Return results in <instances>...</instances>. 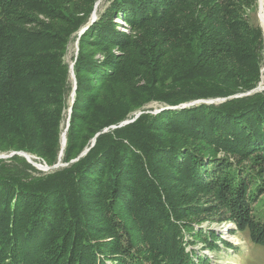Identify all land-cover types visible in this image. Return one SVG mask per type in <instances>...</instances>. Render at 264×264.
I'll use <instances>...</instances> for the list:
<instances>
[{"label": "trees", "instance_id": "obj_1", "mask_svg": "<svg viewBox=\"0 0 264 264\" xmlns=\"http://www.w3.org/2000/svg\"><path fill=\"white\" fill-rule=\"evenodd\" d=\"M96 1L0 0L1 152L57 162L73 89L64 56ZM258 5L113 0L80 37L69 165L36 176L25 156L0 158V264H197L188 243L215 249L218 236L196 231L205 210L171 181L211 193L220 220L264 248V90L246 94L264 66V31L249 20ZM150 100L166 108L120 126Z\"/></svg>", "mask_w": 264, "mask_h": 264}, {"label": "rangeland", "instance_id": "obj_2", "mask_svg": "<svg viewBox=\"0 0 264 264\" xmlns=\"http://www.w3.org/2000/svg\"><path fill=\"white\" fill-rule=\"evenodd\" d=\"M113 0H97L94 6V10L91 14L90 20L85 22L83 25H81L77 31H75L71 35V39L69 41L64 59L65 61L71 65L74 61H76L78 54H79V42L81 35L88 29V27L99 18V15L101 13H104V11L112 4ZM259 3V0H258ZM259 6V5H258ZM249 12V11H248ZM259 9H255L252 14H250L249 20L252 24H260L261 21L259 18ZM44 18L43 16H41ZM115 24H117V28L119 31L127 34H133L132 30L129 27V24L123 20L120 16L114 17ZM262 27V26H261ZM263 29V27H262ZM264 31V29H263ZM79 40V41H78ZM78 41V44H77ZM78 47V50H77ZM95 51L93 54V57L98 60L102 61L106 58L107 54L104 53V51ZM113 55H121L123 54V51L119 48H112L110 51ZM90 75V74H87ZM138 82L140 85H143L145 80L143 78L138 77ZM90 83L94 82V78H88ZM70 82L72 85V88H74V81L71 77L70 73ZM261 89L258 91L264 90V66L262 67V79L260 81ZM94 87V86H92ZM103 90V89H102ZM73 91V89L71 90ZM108 93V91H106ZM111 93H114L113 90ZM249 93V92H248ZM246 93V94H248ZM253 93V92H252ZM251 94V93H250ZM245 95V94H244ZM220 100H216L213 103L218 104L220 103ZM198 104V103H197ZM72 106V92H70L69 99H68V105L67 108L64 110L63 113V119L61 121V133H60V139L62 144V134L64 130H66L67 124L69 122L70 126V119L71 113L69 112L70 108ZM173 108V107H171ZM165 109V105L158 100H150L145 102L141 106V108H137L133 110L128 116L131 117L134 114L136 115L132 119H127L125 121H131L133 122L135 119H137L141 114H151V115H157L162 110ZM124 122V121H123ZM122 122V123H123ZM130 123V122H129ZM128 124V123H126ZM126 124H123L120 126H124ZM113 128L116 127V125L112 126ZM69 129V127H68ZM67 129V132H68ZM109 128H105L104 131ZM108 131V130H107ZM98 132L94 133L89 137L87 140L83 150L80 152V154L73 158L70 163L78 161L82 156L86 155L87 152L96 144ZM95 140V141H94ZM67 145V143H66ZM65 145V147H66ZM64 147V150H65ZM62 151V148H61ZM60 151V154H61ZM13 152H20V151H11V152H1L0 151V158L2 159H9L13 155H11ZM24 152V151H22ZM27 153V152H25ZM18 154V153H16ZM31 156L33 162L35 164H42L44 166H47L46 169H40L37 165L32 163V165L40 171V173H34L36 176H40V174H48L53 171H57L63 167H66L69 165V163L64 162L63 158L65 155V152H63V155L58 157V160L56 163L49 165L43 158H41L38 155H31L30 153H27ZM21 155V154H19ZM221 156H224V153H220ZM25 156V155H23ZM26 157V156H25ZM27 158V157H26ZM59 159H61V165L58 167H53L54 165L59 163ZM28 160V158H27ZM29 161V160H28ZM30 162V161H29ZM169 187H174V190L180 191L183 195L186 196L187 201L188 200H195L199 201L200 204L203 206V210H205L199 217H201V220L194 223V228L196 231L203 230L205 232H215L218 236L216 240V244L218 245L217 248L211 249L206 245V243L202 240L198 241L197 243L190 244L188 243L187 249L188 250H195L196 256L194 257V261L197 264H264V248L256 245L254 242L251 241L249 234L247 232H242L237 229L236 224L229 220H223L221 221L220 218L223 217V214H221L220 210H217V204L211 193H195V191L187 188L181 183H176L175 181L169 182ZM189 198V199H188ZM264 210V204L258 208V211ZM125 213V212H123ZM121 216V215H120ZM122 218L126 221L130 220L129 215H123ZM209 234V233H208ZM211 235V234H210ZM186 238H190L189 234H187ZM204 261V262H203Z\"/></svg>", "mask_w": 264, "mask_h": 264}, {"label": "water", "instance_id": "obj_3", "mask_svg": "<svg viewBox=\"0 0 264 264\" xmlns=\"http://www.w3.org/2000/svg\"><path fill=\"white\" fill-rule=\"evenodd\" d=\"M258 9H259V12H258V13H259L260 21H261V26H262L263 29H264V0H259V6H258ZM78 41H79V40H78ZM78 41H77V44H78ZM77 50H78V47H77ZM75 62H76V61H74V62L70 65V73H71V77L73 78V81H74V88H73V91H72V104L74 103L75 92H76V87H77L76 75H75V71H74V65H75ZM260 89H261V85H259V86H258L257 88H255L254 90L250 91L248 94H250V93H252V92H255V91H258V90H260ZM216 100L224 101V100H226V99H225V98L208 99V100H207V99H201V100H196V101H193V102H190V103L183 104L181 107H187V106H191V105H194V104H197V103H213V102L216 101ZM178 107H179V106H174L173 108H178ZM165 108H166V107H165ZM167 108H171V107H167ZM69 112H70V113L72 112V106H71ZM69 119H70V117H69ZM129 122H131V121H130V120H129V121H124L123 123H121V125L126 124V123H129ZM68 127H69V122H68V124H67L66 130L68 129ZM107 130H108V129H106L105 131H107ZM98 135H99V133L97 134V136H98ZM94 141H95V140H94ZM16 153L21 154V155H25V156L28 158V160H29L30 162L34 163L33 160H32V158H31V156H30L29 154L20 151V152H13L11 155L16 154ZM62 155H63V147H62V151H61L60 156H62ZM34 164H35V163H34ZM35 165H37L40 169H46V168H47V166H44V165H42V164H35ZM59 165H61V159H59V163L56 164V165H54L53 167H58ZM43 166H44V168H43Z\"/></svg>", "mask_w": 264, "mask_h": 264}, {"label": "bare ground", "instance_id": "obj_4", "mask_svg": "<svg viewBox=\"0 0 264 264\" xmlns=\"http://www.w3.org/2000/svg\"><path fill=\"white\" fill-rule=\"evenodd\" d=\"M67 143V130H64L63 134H62V147H63V152H64V147ZM44 168V166H43Z\"/></svg>", "mask_w": 264, "mask_h": 264}]
</instances>
